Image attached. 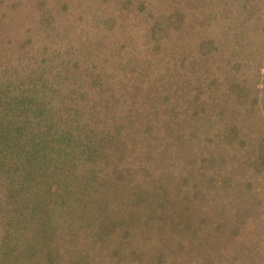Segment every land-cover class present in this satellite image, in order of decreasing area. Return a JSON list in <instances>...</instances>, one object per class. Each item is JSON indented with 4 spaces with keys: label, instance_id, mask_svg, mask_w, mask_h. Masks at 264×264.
Segmentation results:
<instances>
[{
    "label": "rangeland",
    "instance_id": "rangeland-1",
    "mask_svg": "<svg viewBox=\"0 0 264 264\" xmlns=\"http://www.w3.org/2000/svg\"><path fill=\"white\" fill-rule=\"evenodd\" d=\"M120 1L124 19L113 23V31L102 23L100 0H0V7L26 14V21L17 22V31L31 25L27 37L31 35L36 47L27 60L41 58L34 60L31 74L35 76L46 71L50 76L51 67L67 73L99 70L103 61L108 64L114 55L131 52L120 63L132 71L135 83L123 100L131 105L127 107L132 119L119 107L120 136L137 134L135 121L136 126H146L145 141H158L159 146L145 162L136 143L140 139L130 134L135 140L123 150L120 163L131 166L129 172L125 166L118 168L124 186L119 193L125 207L130 204L129 208L148 212L149 227L141 229L144 217L137 216L132 220L137 226L128 225L125 238L118 228L105 235L98 228L100 218L72 214L65 209L67 197L57 195L51 198L54 209L43 207L33 217L22 214L25 219L19 215L16 226L21 227L0 231V243L9 250L6 244L29 229V242L35 243L31 264H72L70 248L90 255L94 250L98 258L89 264H264V0H252L248 6L244 0H223L214 7L217 23L192 17L177 30L168 19L177 11L173 0ZM55 12L58 21L50 22ZM128 16L133 26L130 39H119L123 46L116 39L109 43L110 33L120 37L116 30ZM157 21L165 30L153 34L150 29ZM192 21H197V29L187 33ZM57 22L59 33L50 46V29ZM83 30L87 36L98 34L99 42L88 37L79 40ZM23 33L11 36L13 49L23 43ZM160 34L159 45L152 46ZM140 160L146 165L147 179L138 166ZM87 184L99 187L98 180ZM92 192L85 200L99 201ZM17 202L16 197L0 202V226ZM50 216L56 231L45 240L41 230L50 226ZM159 223L162 230L156 226Z\"/></svg>",
    "mask_w": 264,
    "mask_h": 264
},
{
    "label": "trees",
    "instance_id": "trees-1",
    "mask_svg": "<svg viewBox=\"0 0 264 264\" xmlns=\"http://www.w3.org/2000/svg\"><path fill=\"white\" fill-rule=\"evenodd\" d=\"M100 1L103 9L101 15L104 14L102 23L105 27L112 29L113 23L117 24L120 19H124L121 18L119 11L120 9L124 11L121 1ZM123 1L128 4L129 0ZM173 2L177 11L176 14H170L168 19H172L173 29L177 30L185 19L193 20L192 17L201 22L217 23L219 19L217 21L213 19V16H216L213 12L214 7L222 5L225 1L173 0ZM249 2L251 3L252 0H244L243 4L248 6ZM66 9L64 7V11ZM23 12L26 10L24 9ZM57 12L50 17V22L58 21ZM184 12L186 15H183ZM24 21H26L25 13H17L15 8L0 7V202L8 198L19 199L15 211L11 210L3 217L4 223L1 224L0 231L21 227L18 224L16 226L19 215L25 219V213L33 217L36 213L40 215L43 207L50 206L54 209L56 203L52 202L51 198L57 195H61L63 199L64 196L67 197L65 209L72 214L78 212L82 216L87 215L91 220L100 218L101 223L98 228L105 235L109 231L111 234L113 229L118 228L122 229V238H125L128 232L127 226L130 224L137 226V220L132 222L137 216L144 217L140 224L141 229L149 227L148 212L142 210V207L129 208L130 204L125 207V200L119 193L124 186L118 168H121L120 165L125 166L124 171L129 172L128 169L131 166L129 163L125 165L120 163L125 156L123 150L129 145V141L134 137L140 139L136 143L145 162L148 161L150 152L154 150L153 147L159 146L158 141H145L149 136L146 135V126L142 123L136 126L135 121L134 127H138V133L135 135L130 133L133 136L132 139L129 133L120 136L123 129L119 121L121 111H124L129 121L132 119L131 109H128L131 105H124L123 100L129 98L126 96V91L135 89V83L131 80L132 71L124 68L120 63L122 59H126L125 55L131 52L126 51L124 56L114 55L111 63L108 64L103 61L99 70L87 68L85 71H73L72 74L51 67L50 76L47 71L35 76L31 74V71L34 69V60L39 56L30 58L31 61L27 60L29 56L35 55L36 47L30 39L31 35L30 38L27 37V34H30L31 25L27 24L17 31V22ZM73 21L71 20L72 24ZM59 22L61 25L65 24L64 20ZM192 22L186 28L187 33L197 29V21ZM120 23L116 30L120 37L114 38L113 33L108 35V42L111 44L114 39L117 43L122 38L130 39L133 28L132 18L128 16L127 21ZM58 26H60L58 22L54 23L53 28L50 29V39L52 37L50 46L57 39ZM163 27L162 21H157L150 30L156 34L155 31L165 30ZM169 30H172V26ZM78 31L80 33L82 29ZM16 32L20 36L23 33V43L17 49H13L12 37L17 35ZM81 35L79 40L80 37L85 40L88 37L90 40L96 39L99 42L98 34L87 36V30H83ZM161 38H163L161 34L159 37L156 36L152 46L157 47L158 40ZM119 44L123 46L125 42L123 44L119 42ZM40 48L42 52L45 51L42 46ZM98 54L100 55V52L95 57ZM117 64L118 66L115 67ZM119 107L121 111L116 113ZM110 108L117 109L110 112ZM144 161L140 160L138 166L144 172L143 178L147 179L149 174ZM95 180L99 181V187L87 184ZM91 190H93L92 196L99 195V201L94 198V201H98L97 204H93L94 201L88 202L92 197L85 200L89 197L90 194L87 193ZM140 190L144 192L142 188ZM26 223L28 224V221L24 222L23 226H26ZM53 225L50 216V226L41 230L45 240L51 239L56 231ZM156 226L163 229L161 223ZM20 233V236L6 244L11 246L9 250L0 243V264L20 262L31 264L30 262L35 258V243L29 242L31 240L29 229L26 228ZM94 246L96 248V245ZM68 253H72V256L68 258L69 261L83 260L88 261L89 264L95 257L98 258L97 254L94 255V250L93 255L82 249L78 251L73 248H70ZM99 254L101 257L102 253Z\"/></svg>",
    "mask_w": 264,
    "mask_h": 264
}]
</instances>
